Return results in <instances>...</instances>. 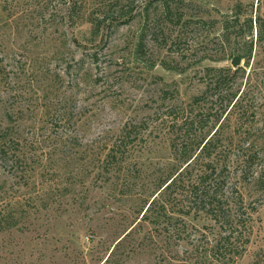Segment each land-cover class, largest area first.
I'll list each match as a JSON object with an SVG mask.
<instances>
[{"label":"rangeland","instance_id":"1","mask_svg":"<svg viewBox=\"0 0 264 264\" xmlns=\"http://www.w3.org/2000/svg\"><path fill=\"white\" fill-rule=\"evenodd\" d=\"M144 1L0 0V128L11 129L17 149L15 166L0 164V213L10 225L0 230V264H104L119 241L118 264H180L158 255L184 257L186 243L156 237L137 217L154 193L149 172L172 162L160 118L203 89L196 73L231 68V60L203 62L184 74L158 62L218 52L214 37L234 14L240 22L230 49L246 51L252 39L249 67L240 64V91L253 104L255 126L264 123V0H184L185 19L217 23L177 28L170 52L149 44L154 65L135 55ZM248 20L252 36L241 25ZM63 111L71 113L76 139L60 152ZM230 123L228 135L238 127ZM129 130L131 144L118 152ZM254 205L250 244L236 264H264V199ZM184 221L197 229L207 223L200 216Z\"/></svg>","mask_w":264,"mask_h":264},{"label":"trees","instance_id":"2","mask_svg":"<svg viewBox=\"0 0 264 264\" xmlns=\"http://www.w3.org/2000/svg\"><path fill=\"white\" fill-rule=\"evenodd\" d=\"M184 7V0L144 1L138 14L142 26L135 45L139 60L156 64L152 55H148V45L170 52L172 38L178 36L177 28L186 27L191 22L205 23L211 28L216 25L217 22L210 19H185ZM240 7L237 5L236 8ZM236 15L220 23V33L214 37L218 52L204 53L195 59L180 53V62L160 60L158 65L166 71L184 74L203 62L221 63L238 56L244 61V67H249L252 39L246 51L230 49L236 35L231 31L240 22ZM91 23L94 30L99 31L101 23L96 20ZM241 25L245 27L246 35H253L250 20ZM258 28L260 33V25ZM260 40L261 34L256 43ZM199 72L194 76L203 89L185 105H173L161 114H165V119L160 118V124L169 136L172 162L164 170L149 172L153 176L154 193L150 199L147 196L143 200V208L137 217L140 222L153 226L156 237L160 236L176 247L185 242L190 248L184 252V257L177 253L171 256V252L162 250L158 255L162 262L236 264L250 244L252 215L256 212L254 204L264 199V123L255 126L259 121L252 112L253 104L240 91V80L245 77L241 67H205ZM232 121L238 127L228 135ZM74 124L71 113H60V152L73 148L76 139ZM10 132L8 126L0 128V164H10L9 168L17 163V149L12 147ZM131 133V130L126 132L116 145L118 152H126L131 144ZM133 138L136 140V135ZM109 157V163L115 162V156ZM199 216L207 221L200 229L184 221V218ZM8 222V217L0 213V230L10 226ZM120 242L113 247L104 264L119 263ZM252 264L260 263L254 260Z\"/></svg>","mask_w":264,"mask_h":264},{"label":"water","instance_id":"3","mask_svg":"<svg viewBox=\"0 0 264 264\" xmlns=\"http://www.w3.org/2000/svg\"><path fill=\"white\" fill-rule=\"evenodd\" d=\"M241 61H242V60L240 59V57H238V56H234V57L231 59V61H230V66H231V68H232V69H236V68L240 67Z\"/></svg>","mask_w":264,"mask_h":264}]
</instances>
